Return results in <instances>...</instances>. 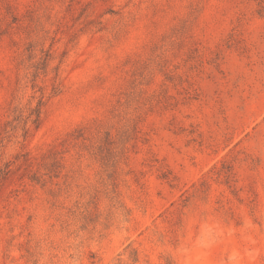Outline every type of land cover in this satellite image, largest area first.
Segmentation results:
<instances>
[{
  "label": "rangeland",
  "instance_id": "rangeland-1",
  "mask_svg": "<svg viewBox=\"0 0 264 264\" xmlns=\"http://www.w3.org/2000/svg\"><path fill=\"white\" fill-rule=\"evenodd\" d=\"M6 168L0 264H264V0H0Z\"/></svg>",
  "mask_w": 264,
  "mask_h": 264
},
{
  "label": "trees",
  "instance_id": "trees-1",
  "mask_svg": "<svg viewBox=\"0 0 264 264\" xmlns=\"http://www.w3.org/2000/svg\"><path fill=\"white\" fill-rule=\"evenodd\" d=\"M48 58H49V55L46 54V59H45V61L43 63V68L46 67V63L48 61ZM53 90L55 91L56 88L54 87ZM42 105H43L42 101L39 100L37 102V105L34 108L30 109L28 117H26L24 119L21 118V116H22L21 113H20V115H18V117L20 118V122L22 121L23 124H24L23 130H24V134L25 135L28 132V130L25 128L28 121L31 122V124L34 127V129H38L39 128V126L41 124V120H42V118H41V116H42ZM8 127H10V125H8V123L6 125H4V128L2 130V134L7 133V128ZM11 175H12V173H11V170L9 168H6L4 171H0V179H4V180L8 179L9 177H11Z\"/></svg>",
  "mask_w": 264,
  "mask_h": 264
}]
</instances>
